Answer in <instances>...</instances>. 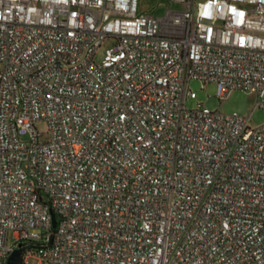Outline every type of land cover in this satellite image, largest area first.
Here are the masks:
<instances>
[{
    "label": "built area",
    "instance_id": "1",
    "mask_svg": "<svg viewBox=\"0 0 264 264\" xmlns=\"http://www.w3.org/2000/svg\"><path fill=\"white\" fill-rule=\"evenodd\" d=\"M169 1L0 0V264H264V124L186 107L264 110V0Z\"/></svg>",
    "mask_w": 264,
    "mask_h": 264
},
{
    "label": "rangeland",
    "instance_id": "2",
    "mask_svg": "<svg viewBox=\"0 0 264 264\" xmlns=\"http://www.w3.org/2000/svg\"><path fill=\"white\" fill-rule=\"evenodd\" d=\"M138 11L146 15L160 17L165 14L166 9L178 10L179 6L171 3L169 0H137ZM103 51V49H102ZM100 55L97 56L99 60ZM189 89L195 93V100H188L186 107L194 109L198 104L204 108L214 112H220L225 115L237 114L245 118H249L251 127H258L264 124V110H256V97L254 94L243 91L231 92L225 99L218 100L216 96V86L202 84L197 81H191ZM40 131H45L43 125L39 126Z\"/></svg>",
    "mask_w": 264,
    "mask_h": 264
},
{
    "label": "water",
    "instance_id": "3",
    "mask_svg": "<svg viewBox=\"0 0 264 264\" xmlns=\"http://www.w3.org/2000/svg\"><path fill=\"white\" fill-rule=\"evenodd\" d=\"M55 218H54V215H52V226L53 228L55 227ZM25 248H19V249H16L14 251H12L8 261H7V264H22V258H21V255H22V252L24 251Z\"/></svg>",
    "mask_w": 264,
    "mask_h": 264
}]
</instances>
